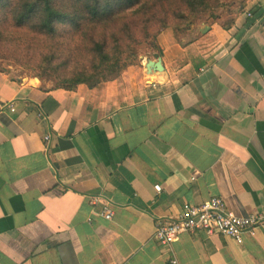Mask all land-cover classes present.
Returning <instances> with one entry per match:
<instances>
[{
  "label": "crops",
  "instance_id": "1",
  "mask_svg": "<svg viewBox=\"0 0 264 264\" xmlns=\"http://www.w3.org/2000/svg\"><path fill=\"white\" fill-rule=\"evenodd\" d=\"M240 6L163 32L151 59L93 89L0 71V107L16 106L0 108V264H169L155 226L184 204L264 210V0ZM156 54L163 83L145 68ZM173 248L180 264H264V231Z\"/></svg>",
  "mask_w": 264,
  "mask_h": 264
},
{
  "label": "trees",
  "instance_id": "2",
  "mask_svg": "<svg viewBox=\"0 0 264 264\" xmlns=\"http://www.w3.org/2000/svg\"><path fill=\"white\" fill-rule=\"evenodd\" d=\"M232 1L0 0V25L10 23L50 42V54L39 62L41 77L47 81L55 78L57 89L74 91L81 85L93 89L114 81L129 67L139 65V48L149 41L157 46L158 37L171 27L169 20L177 15L175 10H187L192 18L209 15L216 21V11ZM240 1L243 11L249 0ZM191 28L188 24L172 31L180 36L176 32L187 34ZM78 38L85 47L64 43Z\"/></svg>",
  "mask_w": 264,
  "mask_h": 264
},
{
  "label": "built area",
  "instance_id": "3",
  "mask_svg": "<svg viewBox=\"0 0 264 264\" xmlns=\"http://www.w3.org/2000/svg\"><path fill=\"white\" fill-rule=\"evenodd\" d=\"M248 17H252L249 12ZM1 109L16 111L14 103H4ZM50 138L47 137L48 141ZM156 192H161V187H155ZM101 199L95 198L94 203H100ZM102 217L110 221L113 212L106 205ZM259 231H264V210L243 217L228 209L225 201L220 197H213L199 204H184L177 217L158 219L155 226L154 239L165 249L170 257L169 264H180L175 255L173 245L183 234L204 232L207 235H220L233 239L237 244L244 242V236L253 237Z\"/></svg>",
  "mask_w": 264,
  "mask_h": 264
},
{
  "label": "rangeland",
  "instance_id": "4",
  "mask_svg": "<svg viewBox=\"0 0 264 264\" xmlns=\"http://www.w3.org/2000/svg\"><path fill=\"white\" fill-rule=\"evenodd\" d=\"M250 1V0H249ZM241 3L240 0L232 1L229 6L224 9L216 11L218 16L222 14L229 13V8L234 6L235 3ZM167 8V5H166ZM232 13H236L235 10H231ZM177 13L175 17L171 18L169 21L172 22L171 27L164 30L172 31L177 27L186 26L188 24L191 27L201 24L203 22H214L209 15L203 16L202 18H192L191 14L187 10H175ZM163 16L162 12L160 13ZM185 16L186 20L181 19V16ZM142 14H139V18ZM140 33V30H139ZM178 35H185L183 33H178ZM61 42L59 39L55 44ZM65 44H69L72 47L74 45H79L81 48L86 46L82 40L78 39H68L64 41ZM51 46L50 42H46V39L42 36L32 34L26 30H19L14 28L10 23H3L0 25V71L9 73L15 77H36L38 79L32 80V83L40 86V81L44 85L50 86L52 88H57L59 83L55 78L43 80L41 77V72L39 71V62L45 55L50 54ZM63 50H60V53ZM157 51V46L154 41H149L147 44L139 48V62L146 59H151L152 56ZM64 61V58L60 59L57 64ZM75 63V62H70ZM70 65V64H69Z\"/></svg>",
  "mask_w": 264,
  "mask_h": 264
},
{
  "label": "water",
  "instance_id": "5",
  "mask_svg": "<svg viewBox=\"0 0 264 264\" xmlns=\"http://www.w3.org/2000/svg\"><path fill=\"white\" fill-rule=\"evenodd\" d=\"M155 60H149L147 64L145 65L147 73L155 72L156 74H159V77L157 78V81L159 83H163L164 79V67H163V61L160 55L156 54L154 56Z\"/></svg>",
  "mask_w": 264,
  "mask_h": 264
}]
</instances>
